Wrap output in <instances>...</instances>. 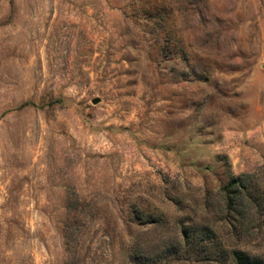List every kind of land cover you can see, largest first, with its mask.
I'll return each mask as SVG.
<instances>
[{"label":"rangeland","instance_id":"374dc122","mask_svg":"<svg viewBox=\"0 0 264 264\" xmlns=\"http://www.w3.org/2000/svg\"><path fill=\"white\" fill-rule=\"evenodd\" d=\"M248 174L264 0H0V264L264 262Z\"/></svg>","mask_w":264,"mask_h":264},{"label":"trees","instance_id":"16d2710c","mask_svg":"<svg viewBox=\"0 0 264 264\" xmlns=\"http://www.w3.org/2000/svg\"><path fill=\"white\" fill-rule=\"evenodd\" d=\"M255 175H241L234 177L230 183L222 190L228 213L229 221L232 215L237 213L236 231L240 234L241 226H245L250 212L264 216V192L259 189ZM251 213V214H252ZM234 225V223H233ZM234 228V227H233ZM232 258L235 264H264L262 260L252 258L248 253L242 250H234Z\"/></svg>","mask_w":264,"mask_h":264},{"label":"water","instance_id":"95a60500","mask_svg":"<svg viewBox=\"0 0 264 264\" xmlns=\"http://www.w3.org/2000/svg\"><path fill=\"white\" fill-rule=\"evenodd\" d=\"M100 101L99 100H95L94 101V104H98Z\"/></svg>","mask_w":264,"mask_h":264}]
</instances>
